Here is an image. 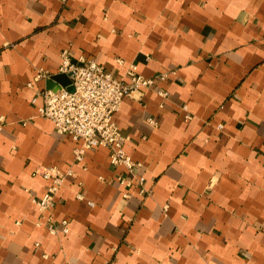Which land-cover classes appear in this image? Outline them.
Segmentation results:
<instances>
[{
    "label": "crops",
    "instance_id": "1",
    "mask_svg": "<svg viewBox=\"0 0 264 264\" xmlns=\"http://www.w3.org/2000/svg\"><path fill=\"white\" fill-rule=\"evenodd\" d=\"M65 49L153 79L113 115L148 198L38 114ZM42 168L71 171L55 235ZM0 264H264V0H0Z\"/></svg>",
    "mask_w": 264,
    "mask_h": 264
},
{
    "label": "built area",
    "instance_id": "2",
    "mask_svg": "<svg viewBox=\"0 0 264 264\" xmlns=\"http://www.w3.org/2000/svg\"><path fill=\"white\" fill-rule=\"evenodd\" d=\"M61 59L59 73L68 75L71 84L69 87L43 90L40 93L42 105L38 108V114L53 123L58 135L80 142L73 150V163H80L85 152L91 148H108L111 166L123 168L122 173L116 176L118 184L128 189L123 193V198H129L131 189L136 190L141 199L148 198L150 190L145 186L144 177L139 174L142 164L125 152L127 138L119 132L113 115L119 111L124 97L140 89L150 88L154 83L153 79L139 75L135 63L128 65L123 77L116 78L92 60L79 58L73 61L66 49L61 52ZM51 77L44 69L39 68L35 80H49ZM166 78L167 74L159 76L161 81ZM158 94L163 99L167 97L166 92L160 91ZM186 118L190 119V116L186 115ZM148 122L155 124L150 118ZM36 174L49 182L44 194L31 200L40 214L36 226L40 227L45 223L48 232L55 235L57 230L48 212L53 210L55 196L71 171L42 168L40 171L36 170ZM89 205L93 204L89 202ZM61 225L62 233L66 234V221H62Z\"/></svg>",
    "mask_w": 264,
    "mask_h": 264
},
{
    "label": "water",
    "instance_id": "3",
    "mask_svg": "<svg viewBox=\"0 0 264 264\" xmlns=\"http://www.w3.org/2000/svg\"><path fill=\"white\" fill-rule=\"evenodd\" d=\"M49 89H57L58 87H69L71 84L70 80L68 79V75L65 74H56L52 76L48 82ZM71 90V88H69Z\"/></svg>",
    "mask_w": 264,
    "mask_h": 264
}]
</instances>
